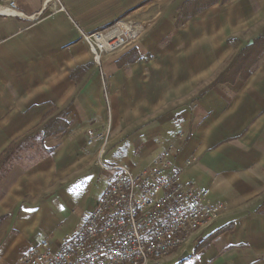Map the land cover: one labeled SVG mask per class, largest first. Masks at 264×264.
Masks as SVG:
<instances>
[{
  "label": "crops",
  "instance_id": "obj_1",
  "mask_svg": "<svg viewBox=\"0 0 264 264\" xmlns=\"http://www.w3.org/2000/svg\"><path fill=\"white\" fill-rule=\"evenodd\" d=\"M145 1L62 0L57 12L46 0H18L20 15L0 14V153L23 140L21 152H32L41 139L31 136L56 115L69 123L43 140L45 159L11 162L0 174V264H17L50 238L75 207L79 184L103 177V191L87 200L92 213L111 173L97 162L100 142L86 145V131L109 120L108 162L138 171L172 146L182 179L225 204L162 264H264V59L247 79L213 85L262 35L264 0H171L167 13L163 0L140 7ZM197 1L203 12L163 44L181 5ZM149 17L134 45L93 62L81 33Z\"/></svg>",
  "mask_w": 264,
  "mask_h": 264
},
{
  "label": "built area",
  "instance_id": "obj_2",
  "mask_svg": "<svg viewBox=\"0 0 264 264\" xmlns=\"http://www.w3.org/2000/svg\"><path fill=\"white\" fill-rule=\"evenodd\" d=\"M17 1L0 0V14H19ZM44 7L65 11L62 0H46ZM130 35L139 39V25L119 22L100 31L81 33V40L93 62L100 65L104 55L133 44ZM109 134L110 120L106 129L86 131V145L93 147L99 141L102 158ZM172 148L157 153L138 171L124 162L104 164L100 158L101 169L111 176L85 224L63 236L56 246L43 236L17 264H141V260L161 264L166 251L176 252L186 246L187 231L210 227L216 211H224L225 204L211 201L208 188L182 179V171L170 162Z\"/></svg>",
  "mask_w": 264,
  "mask_h": 264
},
{
  "label": "rangeland",
  "instance_id": "obj_3",
  "mask_svg": "<svg viewBox=\"0 0 264 264\" xmlns=\"http://www.w3.org/2000/svg\"><path fill=\"white\" fill-rule=\"evenodd\" d=\"M155 0H147L145 2H143L140 7L142 6H145L146 4L148 3H151V2H154ZM171 0H163V8L166 11H168V9L170 8L169 7V3H170ZM200 1V0H199ZM211 2L213 1H221V0H210ZM223 2L226 1V0H222ZM162 2V0H161ZM172 4V3H171ZM170 4V5H171ZM199 7V8H198ZM203 4L201 2H194V3H191V5H188L187 3L181 5V8H179V10L177 11V19L176 21L174 22V29L171 28V23L169 26H165L164 27V32L167 33L166 36H165V39L163 40V44H168L170 43V38H171V35H172V32L173 30H180V28L182 26H184V23L192 18L193 16L197 15V14H200L199 12H203ZM199 11V12H198ZM167 13V12H166ZM155 14V13H154ZM147 21H150L149 24H139V23H136V22H129V21H126L125 19H122V18H119L117 19L115 22H113L112 24H110L108 27H111L113 25H116L117 23L119 22H128V23H133V24H136V25H139L140 29H141V35L144 34L145 31H148L151 27V24L152 22H154L150 17L148 18ZM106 27V28H108ZM105 28V29H106ZM140 35V37H141ZM139 37V38H140ZM139 40V39H138ZM137 40V41H138ZM136 41V42H137ZM136 42H134L133 44H131L130 46L134 45ZM254 42V41H253ZM253 44V43H252ZM251 44V45H252ZM129 47V46H128ZM127 48V47H126ZM237 56L233 59H229L228 61V64L229 66H227V69L231 66V65H234L235 68H237L239 66V62H236L237 61ZM236 59V60H235ZM263 59H264V53H262V55H260L259 59H258V64H261L263 62ZM227 69L222 72L216 79V81L213 83V85H216V84H220V83H229V80H231L234 76H233V73L231 74V72H227ZM220 80V81H219ZM108 123V121H107ZM107 123L106 125L104 126L103 129H106L107 128ZM111 129V128H110ZM184 137V136H183ZM13 145V144H11ZM10 146V145H9ZM109 146V144H108ZM108 146L106 147L105 151H104V155L102 156L101 160L104 164H114L116 162H111L109 160V162L106 160V158L104 157L108 152H107V148ZM8 148V147H7ZM6 148V149H7ZM5 152V150L3 151V153ZM162 152V151H161ZM3 153H0V157L3 156L2 154ZM98 151H97V162L99 163V159H98ZM37 157H40L41 156V153L37 154L36 155ZM105 158V159H104ZM149 164V163H148ZM146 166V165H145ZM144 166V167H145ZM2 170L0 169V174H2ZM106 183V180L103 178V177H99V180L96 181V183L94 185H91V184H87L86 182H84V185L82 186L81 184H79L78 186V193L73 197V201L76 202V205L75 207L73 208V210L71 211L70 215L68 214L66 216V220L65 221H62L61 223H58V225L51 231L50 233V238L51 240L53 239H58L60 240L63 236L65 235H70L72 233H74V231H72L75 226L77 224H79V227L76 229V231H78L84 224L85 222L87 221L90 213H88L87 210H85L88 206V199L89 198H94V196L96 195V193L99 191H103V188H104V185ZM99 188V189H98ZM104 193V192H103ZM45 236H48V235H45ZM53 238V239H52ZM185 247V246H184ZM180 250V249H179ZM178 251V250H177ZM169 256H167L165 259H167ZM163 260V261H164ZM163 261L161 262V264L163 263Z\"/></svg>",
  "mask_w": 264,
  "mask_h": 264
},
{
  "label": "trees",
  "instance_id": "obj_4",
  "mask_svg": "<svg viewBox=\"0 0 264 264\" xmlns=\"http://www.w3.org/2000/svg\"><path fill=\"white\" fill-rule=\"evenodd\" d=\"M264 53V31L262 35L253 42L252 45L245 47L237 56V61L239 62V66L237 68L234 65H231L227 72L233 73V78L229 80V82H235L237 79L245 80L248 78L252 70L258 65V59L260 55ZM235 59V60H236ZM220 81V80H219ZM69 126L68 118L66 115H56L55 117L46 121L43 125L41 130L37 131L35 135L31 136V138L36 139L39 138L41 141L36 145L33 146L32 152L24 155V152H21L22 143L23 141H19L16 144L10 145L5 152L2 154L3 156L0 157V169L5 170V168L11 162H21L22 159L29 160L30 163L39 162L45 159L50 153L51 150H45L42 146L43 140L49 136H54L58 134H63ZM22 153V154H21ZM41 153L40 157H37V154ZM221 231L217 230L213 233V236L220 234ZM212 236V235H211ZM209 239V238H208ZM213 238L211 237L209 240L205 242H210ZM200 244L197 245L195 250H199Z\"/></svg>",
  "mask_w": 264,
  "mask_h": 264
},
{
  "label": "bare ground",
  "instance_id": "obj_5",
  "mask_svg": "<svg viewBox=\"0 0 264 264\" xmlns=\"http://www.w3.org/2000/svg\"><path fill=\"white\" fill-rule=\"evenodd\" d=\"M136 40H137V35H130V42H135ZM221 213H222V211H216L215 221H217V219L220 217ZM204 228H207V226H197V229H195L194 231H187V234L184 235V243H188L189 239H191V237L194 233H196L200 229H204ZM173 252L174 251H166L164 253V258L169 256ZM141 264H148V260H141Z\"/></svg>",
  "mask_w": 264,
  "mask_h": 264
},
{
  "label": "water",
  "instance_id": "obj_6",
  "mask_svg": "<svg viewBox=\"0 0 264 264\" xmlns=\"http://www.w3.org/2000/svg\"><path fill=\"white\" fill-rule=\"evenodd\" d=\"M184 255H186V253H184V254L182 255V258H183Z\"/></svg>",
  "mask_w": 264,
  "mask_h": 264
}]
</instances>
